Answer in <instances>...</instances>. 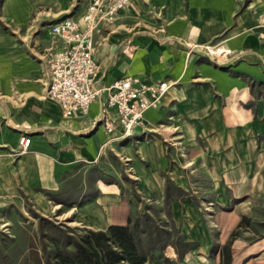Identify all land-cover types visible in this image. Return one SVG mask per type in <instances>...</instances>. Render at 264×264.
Listing matches in <instances>:
<instances>
[{
	"label": "crops",
	"instance_id": "crops-1",
	"mask_svg": "<svg viewBox=\"0 0 264 264\" xmlns=\"http://www.w3.org/2000/svg\"><path fill=\"white\" fill-rule=\"evenodd\" d=\"M91 1L0 0V225L27 204L106 229L128 222L134 192L149 204L139 210L167 221L169 199L179 234L196 243L181 261L168 244L174 264H220L244 216L264 222V0H132L94 32L100 96L65 117L46 95V56L63 45L49 27L82 22ZM125 75L170 85L132 137L100 123L117 117L105 88ZM23 134L31 143L20 153ZM113 156L131 187L104 175L100 164ZM244 226L231 240L233 264H264V231L248 236Z\"/></svg>",
	"mask_w": 264,
	"mask_h": 264
},
{
	"label": "built area",
	"instance_id": "built-area-1",
	"mask_svg": "<svg viewBox=\"0 0 264 264\" xmlns=\"http://www.w3.org/2000/svg\"><path fill=\"white\" fill-rule=\"evenodd\" d=\"M132 0H92L82 16V22L68 17L49 27V32L61 37V49L46 56L48 67L47 97L55 100L65 117L85 114L93 101L101 94L98 86L99 65L94 59L96 40L94 32L101 23L112 24L120 11ZM210 55L223 52L220 47L205 46ZM167 81H147L140 75H125L106 87L108 108L117 112V117L105 114L101 124L108 133L122 130L121 137H132L144 125L145 111L156 105L167 93ZM20 153L28 150L31 138L20 137Z\"/></svg>",
	"mask_w": 264,
	"mask_h": 264
},
{
	"label": "trees",
	"instance_id": "trees-1",
	"mask_svg": "<svg viewBox=\"0 0 264 264\" xmlns=\"http://www.w3.org/2000/svg\"><path fill=\"white\" fill-rule=\"evenodd\" d=\"M135 197L139 199L141 196L135 193ZM165 207L168 221L164 220V224L156 221L148 207L143 211L132 210L126 224H111L106 229L78 227L74 232H64L43 216L41 228L46 224L58 231L52 234L43 231V237L50 241L52 248L45 249L44 259H39L36 264H145L154 251L163 250L168 244L175 246L182 260L196 243L186 241L179 234L167 198ZM248 223L250 219L244 216L232 231L230 241L221 248L220 264H233L231 240L239 236V227ZM165 264H170L168 257Z\"/></svg>",
	"mask_w": 264,
	"mask_h": 264
},
{
	"label": "rangeland",
	"instance_id": "rangeland-1",
	"mask_svg": "<svg viewBox=\"0 0 264 264\" xmlns=\"http://www.w3.org/2000/svg\"><path fill=\"white\" fill-rule=\"evenodd\" d=\"M214 46L216 45H206ZM104 126V124H103ZM100 167L103 169L104 175L111 177L110 175H118L122 184L125 187H131L132 181L127 177L126 168L127 166L114 156L104 161L100 164ZM80 176V175H79ZM75 177V179H79ZM127 189V188H126ZM131 196L134 205L136 206L135 210L139 206H147L145 199L142 196L138 199L135 197V193H129ZM139 210V209H138ZM145 210V209H144ZM154 210L149 211L155 216L156 221L159 224H164V219L160 218L158 213L154 214ZM143 211V210H139ZM157 212V211H156ZM259 216L264 220V209L259 211ZM10 224L8 226L0 225V264H36L39 259H44V250L51 249L52 244L47 238H44L42 233H54V230L50 225L44 224L41 228V218L42 215H39L34 209L30 206H27L25 209L20 210L19 208L12 211L10 216ZM63 216L58 215L56 211L55 214L47 217L52 220L56 225L60 226L64 232H73L76 231L79 225H75L69 221L70 219H63ZM169 227V225H167ZM246 228L242 229L243 233H246L248 236H251V233L261 234L264 231V222L260 220H253L248 224H245ZM170 228V227H169ZM241 231L239 232V234ZM167 246V245H166ZM165 246V247H166ZM164 247V248H165ZM151 261H160L166 263V256L163 250H156L151 256ZM181 259L178 256V261ZM176 261H171L170 264H174ZM43 264V263H42Z\"/></svg>",
	"mask_w": 264,
	"mask_h": 264
}]
</instances>
